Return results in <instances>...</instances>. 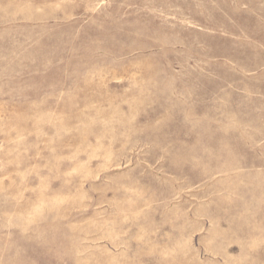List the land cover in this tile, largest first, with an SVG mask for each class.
I'll list each match as a JSON object with an SVG mask.
<instances>
[{"label": "rangeland", "instance_id": "obj_1", "mask_svg": "<svg viewBox=\"0 0 264 264\" xmlns=\"http://www.w3.org/2000/svg\"><path fill=\"white\" fill-rule=\"evenodd\" d=\"M0 264H264V0H0Z\"/></svg>", "mask_w": 264, "mask_h": 264}]
</instances>
